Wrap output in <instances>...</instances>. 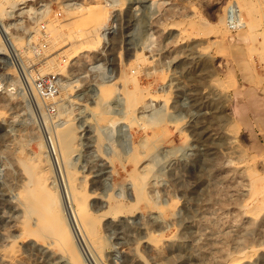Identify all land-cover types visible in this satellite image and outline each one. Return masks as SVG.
<instances>
[{"label":"rangeland","instance_id":"374dc122","mask_svg":"<svg viewBox=\"0 0 264 264\" xmlns=\"http://www.w3.org/2000/svg\"><path fill=\"white\" fill-rule=\"evenodd\" d=\"M90 1L97 24L72 22ZM166 1L149 14L144 0H0V264H264V130L231 112L244 46L227 39L226 0ZM232 2L264 83V0ZM94 33L97 44L81 42ZM114 81L101 118L95 91ZM67 120L63 154L53 132ZM25 160L54 197L64 241L26 202ZM71 186L87 194L93 234ZM111 200L125 206L109 210Z\"/></svg>","mask_w":264,"mask_h":264},{"label":"bare ground","instance_id":"6f19581e","mask_svg":"<svg viewBox=\"0 0 264 264\" xmlns=\"http://www.w3.org/2000/svg\"><path fill=\"white\" fill-rule=\"evenodd\" d=\"M138 1H140V0H138ZM144 1H145V4H144L143 8H141V9H145L149 14H153V13L159 11L167 3L166 0H144ZM136 2H137V0H127V4H131L130 7L133 6L132 7L133 9H135V6H136V5H133V4L136 3ZM225 2H226V4L224 5L225 18L223 16H221L220 19H224V21H223L224 26L229 31H231V33H232L233 30L235 32V36H233L234 34L231 35V33H230L231 36H229V38H227V39L232 41L234 44H242L244 46V47L242 46L243 48L238 50V52L234 53L233 61H234L235 69L238 71L241 79L244 82H246L244 87H241L239 85V86H236L234 88V90H232L233 91L232 100L234 98L235 102L232 101V100L231 101L235 103V106L233 107V110H231V112L233 111V114H235L236 119L240 120L245 125V127L250 129L251 130L250 132H252L253 125L258 127L260 130H264V83L263 82L261 83V81H259L260 77L256 73H254V69L252 67L253 66L252 63L248 59H246L247 57L246 58L244 57V55L247 54V53L245 54V52H246L245 46H249L248 42L250 40V34H249L248 29H247L249 22L244 19L243 15L241 14V12H240V10L238 8H236L237 9L236 13L232 10L231 7H232V5H234L232 0H226ZM111 3H113V2H111ZM99 6H100V4L98 2H91V1L88 2L86 5H82V4L79 3L76 6H73V7H76L77 9H79L80 12L74 14L72 16L73 18H72L71 21L76 23L79 20H82V21L89 20V21L92 22V25H96L97 24V20H99L101 18V13L99 11V8H100ZM246 6H248V4ZM244 9H246V8H244ZM230 12L232 13L231 18L228 15ZM103 15H104V13H103ZM89 30H92V29H89ZM147 32H145V33H147ZM80 33H81V35L85 34V30L84 31H80ZM97 34L94 33L93 37H91L92 40H82L81 42H90L91 44L95 45L98 42ZM151 36H152V33H151ZM261 37L263 38L264 36L261 35ZM81 38H80V40H81ZM143 38L146 39V40L150 39V33L147 34L146 36H143ZM76 40H79V39L77 38ZM260 43H261L262 48H264V39H263V41H260ZM1 48H2V46H1ZM1 48H0V52L2 50ZM134 64H136V63H134ZM231 69H233V67L229 68V72H231L230 71ZM232 72H233V70H232ZM231 74H233V73H231ZM133 81H134V83L136 85L137 82H136V79H135L134 76H133ZM30 83H31L30 87L33 88L31 78H30ZM114 85H115V81L114 82H108V83L104 82V83L99 84L97 86L96 91H95V101H94V104H93L92 108L93 109H97L95 112L101 118H105L104 116L107 114V112H109L107 110V106L109 105V99H110L109 95H110V93H112L111 91H112ZM131 92H133V89H132ZM34 94H35V90L33 88V95ZM131 95H133V94H131ZM137 97L136 98H131V99L129 98L130 100L128 101V105L132 106L133 104H135L136 101H137ZM97 119H98V117H97ZM155 125H157V123ZM72 128L73 127H72L71 122H68V120H67V122H66V124L64 126L54 129V132H53L54 141L57 142L56 145L58 144L60 150L62 152H64L63 154H65L67 151L69 152V150L72 149L71 147H73L72 146L73 139H74V134L73 133H74L75 128L74 129H72ZM156 130H157V128L155 127V134H157L159 129L157 131ZM51 140H53V139H51ZM52 144H54L53 141H52ZM256 148H258V149L263 148L264 149V146L263 147L257 146ZM68 152L66 154H69ZM70 152H72V151H70ZM138 156H137L136 153L132 152L128 157L133 162V164L135 165L137 163ZM23 163L27 167L28 171L30 172L28 175H31L32 177H35L34 181L31 180L29 182L30 184H27V182H26V184H27V187H26V193H27L26 194V196H27L26 199H27V201L26 202L28 203L30 210L35 211V212L38 213V219L40 221L39 222L40 225H44V224H48L49 223L48 226H49L50 230H51V228L54 225L53 228L56 230V232H58L59 236L64 241L65 239H67V231L65 230V227H63V225H61V224L59 225L58 224V222L60 220V217H59L58 214H55V210L56 209H54V208H57V206L54 207V203H55V202H53V198L54 197L51 196L52 194L49 193L50 191L48 190V193L51 194V195L44 196V193L47 192V189L44 187L45 185L43 184L44 177L39 175L41 172H39V174H37V172H35L36 170L34 171L33 165H32L33 163L31 164L29 161H26V160ZM38 168H40V166ZM71 173H70V178H72V179H73V177L75 178V176H73L74 174L73 173L71 174ZM133 183H134V186L136 188L139 187L140 182H139L138 175L134 176ZM77 188H78V186H77ZM72 192H73V195L78 200V205H77L76 212L78 214L79 220L84 225L86 232L88 234H93L94 231H95V222L96 221H95L94 215L91 213V211H89L87 208L85 209V205H86V201H87V194H86V192L84 190L83 191L82 190H78L75 187H72ZM124 204H122L121 202H118V201H114V200L112 201L111 200L110 206L108 208H109V210H119L120 208L125 206ZM128 204H129V202H128ZM25 209H26V207H25ZM57 212H59V211H57ZM28 213H30V212H28ZM63 221H64V219H63ZM67 223H69V221ZM25 230H27V229H25ZM46 230H49V229H47V226H46ZM46 232H48V231H46ZM29 234H31V233H29ZM48 234H50V233H48ZM71 234H72V232H71ZM57 240H58V238H57ZM70 241H71V239H70ZM72 251H74V250H72ZM76 256L74 257V260H76L75 259ZM78 264H80V263H78Z\"/></svg>","mask_w":264,"mask_h":264},{"label":"built area","instance_id":"2783aa9c","mask_svg":"<svg viewBox=\"0 0 264 264\" xmlns=\"http://www.w3.org/2000/svg\"><path fill=\"white\" fill-rule=\"evenodd\" d=\"M228 15H229V17L231 18L232 13L230 12ZM45 81H46V80H45ZM45 81H44V80L39 81V84H40L42 90H45V84H44Z\"/></svg>","mask_w":264,"mask_h":264}]
</instances>
